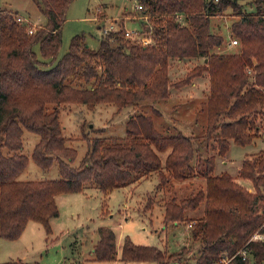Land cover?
I'll return each mask as SVG.
<instances>
[{
  "label": "trees",
  "instance_id": "trees-1",
  "mask_svg": "<svg viewBox=\"0 0 264 264\" xmlns=\"http://www.w3.org/2000/svg\"><path fill=\"white\" fill-rule=\"evenodd\" d=\"M249 1L252 12L241 0H136L142 5L140 14H148L154 24L148 42L125 37L121 23L117 31L102 36L96 49L83 34L72 36L57 60L71 0H34L46 22L32 33V25L17 20V12L0 9V238H18L29 220L51 233L60 193L93 186L107 194L153 174L157 188L201 177L204 183L194 192L161 204L163 222H186L191 236L201 241L193 264H216L222 257L228 258L225 264H264V240L250 239L255 232L264 233V149L244 158L238 170V177L253 182L255 193L226 171L214 174L216 154L224 156L230 141L244 145L259 135L253 114L264 109V0ZM228 8L236 17L230 31L240 40V51L213 52L223 38L210 31V17ZM176 13L185 15V23L176 20ZM171 57H200L204 63L170 83ZM203 72L208 73L209 88L203 103L205 132L198 135L206 141L199 148L193 142L198 136L164 134L150 115L138 113L127 119L124 136L85 137L88 150L78 165L72 164L76 150L62 132L61 103L134 106L165 99L171 85L181 87ZM23 128L40 136L32 160L44 169L56 161L59 178L18 179L28 164L21 150ZM199 208L200 215L190 214ZM96 231L95 260L168 263L176 257L167 249L135 243L129 235L118 248L112 227L101 225ZM242 249L245 259L238 252ZM0 264L32 263L17 258Z\"/></svg>",
  "mask_w": 264,
  "mask_h": 264
},
{
  "label": "rangeland",
  "instance_id": "rangeland-1",
  "mask_svg": "<svg viewBox=\"0 0 264 264\" xmlns=\"http://www.w3.org/2000/svg\"><path fill=\"white\" fill-rule=\"evenodd\" d=\"M241 2L245 4L243 7L247 12L254 11L252 2L249 0ZM135 5L136 0H71L62 24V41L56 60L67 51L72 36L76 34H83L87 45L96 49L103 36L99 27L108 25L110 21H115L117 27L122 23L126 29L138 30L141 35L140 42L147 41L151 33L149 28L154 24L148 14L144 20L141 19L139 15H142L136 10ZM4 8L24 15L33 30L46 22L44 14L34 0H0V9ZM230 12L231 9L228 8L225 12L210 17V31L220 34L223 38L219 46L212 48L213 52L240 51L238 38L236 44L228 45V42L235 38L230 31V24L236 17ZM150 41L152 39H149ZM35 50L39 55L38 45L35 46ZM203 61L200 57L169 58V82L174 83L183 79L189 70L204 63ZM202 75L204 77L198 79V76H195L181 87L171 85L169 96L165 99L142 100L134 106L120 109L110 103H98L93 108H88L82 103H61L59 120L62 132L67 138L66 144L76 150L72 164L78 165L88 150L85 137L124 136L127 119L138 113L150 115L155 127L164 134L180 131L185 135H203L206 127V110L203 103L208 93L209 81L207 72H203ZM253 115L259 135L244 145L230 141L229 149L224 156L216 154L214 168V174L223 171L230 173L237 183L251 193L256 192L253 182L238 177V170L244 158L264 149V109L263 113ZM39 137L38 133L23 128L21 150L27 155L28 164L18 175V179L60 177L56 161L44 169L32 160L31 152ZM205 141L198 136L193 142L195 147L199 148ZM201 151L205 155L204 150ZM160 156L164 158L165 152H161ZM157 183L158 177L153 174L134 184L114 188L107 194L93 186H87L81 192L62 194L58 199L59 215L52 220L53 224L50 222L51 233L48 234L40 222H31L36 235V247L29 253L27 260L32 264H193L201 241L191 236L190 224L163 222L161 204L171 196L179 200L180 197L189 195L202 186L204 180L201 177L172 180L160 188H157ZM190 214L200 215L201 208ZM101 225L113 228L118 248L124 236L129 235L135 243L167 249L169 253H176V257L168 263L121 259L95 260L92 248L98 239L97 227ZM2 241L7 243L6 239L0 242V258H5L0 260V263L17 259L16 248L11 249L7 246L2 252Z\"/></svg>",
  "mask_w": 264,
  "mask_h": 264
},
{
  "label": "crops",
  "instance_id": "crops-1",
  "mask_svg": "<svg viewBox=\"0 0 264 264\" xmlns=\"http://www.w3.org/2000/svg\"><path fill=\"white\" fill-rule=\"evenodd\" d=\"M22 16H24V15H22ZM139 17H140V15H139ZM230 44L231 43L229 41L228 42V45H230ZM201 77H204V75H202V76L200 75L197 78L200 79ZM62 194H64V193H60V194L56 195V197H55L57 206H58V199H59L60 196H62ZM56 217H53V218L50 219L51 224H53V221L52 220L55 219ZM32 221L33 220H29L27 222V224H26L23 232L21 233V235L18 238L12 239V240L6 239L7 243H5L4 241H2L3 242L2 243V246H3L2 252H4L5 247H7V246L9 248H11V249L16 248L17 254H16L15 257L20 258V259H22L24 261H28L27 259H29L28 258L29 253L31 251H34V249H35L34 247H36V235H35V232L33 230V225L31 223ZM4 239L5 238H0V242H1V240H4ZM118 245L120 246V242H119ZM0 246H1V243H0ZM17 246H20V247H17ZM18 248H20V249H18ZM0 249H1V247H0ZM21 253H23V254H21ZM9 257H12L13 258L14 256H9ZM3 259H5V258H0V260H3Z\"/></svg>",
  "mask_w": 264,
  "mask_h": 264
},
{
  "label": "built area",
  "instance_id": "built-area-1",
  "mask_svg": "<svg viewBox=\"0 0 264 264\" xmlns=\"http://www.w3.org/2000/svg\"><path fill=\"white\" fill-rule=\"evenodd\" d=\"M135 8H136V10H141L142 9V5L141 4H138V3H136V5H135ZM142 16H140L141 17V19H143V18H146V14H141ZM184 14L183 13H176L175 14V18H176V20L179 22V23H181V24H183V23H185V19H184ZM17 20H19V21H27V19L25 18V17H23V16H21V15H18V17H17ZM144 20V19H143ZM101 27H102V25H100ZM119 26V25H118ZM101 27H99L101 30H102V33H103V35H106V34H108L109 32H114V31H117L118 29H119V27H117V24H116V22L115 21H110L109 23H108V25H106V26H103L102 28ZM124 30V36L125 37H128V38H133V39H140L141 38V35L139 34V32H137L138 30H130V29H126V28H124L123 29ZM34 30H33V28H31V27H29L28 28V32H30V33H32ZM141 32V31H140ZM144 39V38H143ZM145 42H148V38H147V41L146 40H144ZM238 42V40L236 39V38H233L231 41H230V43L231 44H236ZM248 72H250V69H248ZM251 240H264V233H261V232H255L252 236H251V238H250ZM239 252V254L242 256V258L243 259H245L246 257H247V251H246V249H242V250H240V251H238ZM227 260H228V258H226V257H222L221 259H220V261H219V263H217V264H225L226 262H227Z\"/></svg>",
  "mask_w": 264,
  "mask_h": 264
}]
</instances>
